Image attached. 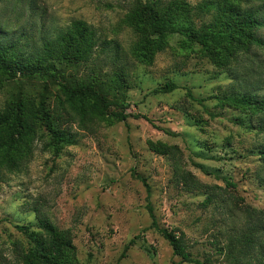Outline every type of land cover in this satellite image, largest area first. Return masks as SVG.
<instances>
[{
  "label": "rangeland",
  "instance_id": "374dc122",
  "mask_svg": "<svg viewBox=\"0 0 264 264\" xmlns=\"http://www.w3.org/2000/svg\"><path fill=\"white\" fill-rule=\"evenodd\" d=\"M175 2L186 10H172ZM147 4L195 32L216 30L234 5L254 14L261 44L226 55L173 32L151 55L144 42L158 36L144 21ZM75 20L98 39L87 61L61 62L58 79L0 84V112L15 100L34 113L43 105L71 141L56 149L38 125L10 157L0 155V264H26L35 241L16 226L38 231L41 218L71 241L62 264L180 262L149 205L203 264H264V110L223 101L264 99V0H0V41L37 55ZM92 80L112 111L141 118L101 117L60 86Z\"/></svg>",
  "mask_w": 264,
  "mask_h": 264
},
{
  "label": "trees",
  "instance_id": "16d2710c",
  "mask_svg": "<svg viewBox=\"0 0 264 264\" xmlns=\"http://www.w3.org/2000/svg\"><path fill=\"white\" fill-rule=\"evenodd\" d=\"M186 8V5L175 2L172 10L182 9L184 11ZM142 15H145L144 21L149 26L150 33L158 36V39L148 37L144 42V50L151 55L164 49V36L173 32H179L189 41L197 42L203 46L215 43L226 55H231L232 48L248 49L252 44H261L253 31V27L257 24L254 14L251 11H241L234 5H229L223 14L224 18L221 17L217 22V29L211 32H195L187 26H177L173 17L167 13L156 16L151 4L146 5ZM97 44L98 39L94 29L83 20L73 21L67 29L59 32L53 41H46L42 52L37 55L24 56L19 52L16 43L0 41V84L6 76L21 78L40 76L58 79L60 73L58 65L61 62L70 61L76 64L85 62ZM215 55L216 53L212 54V56ZM60 86L69 101L76 98L89 105L84 110L89 109L101 117H112L120 121L128 117L141 118L139 114L112 111L111 103L102 94L99 84L95 80L82 81L77 85L62 82ZM172 89L170 83L162 87L164 92ZM189 94L191 95L190 91ZM223 101L255 112L264 110V99L260 100L251 95L230 96ZM36 110L35 113L30 112L26 109L23 101L15 100L0 112V155L4 158L10 157V154L15 151L24 138L33 135L38 125L47 128L56 149H59L64 142H71L70 137L63 129L54 126L52 118L46 113L43 105L37 106ZM241 123L245 122L241 120ZM249 123L253 126L251 122ZM259 154L264 158V149H261ZM225 182L228 188L237 187V183L230 178H225ZM148 209L152 218V226L170 243L174 255L181 258L180 262L174 264L181 262L203 264L189 250L181 236L159 225L151 205L148 206ZM16 227L35 241L34 249L25 254L26 264H62L65 250L71 246V241L65 238L51 220L41 218L38 231L32 230L29 225H17Z\"/></svg>",
  "mask_w": 264,
  "mask_h": 264
}]
</instances>
